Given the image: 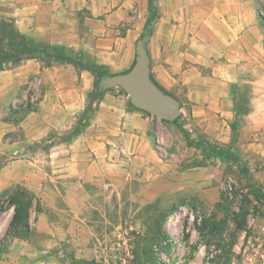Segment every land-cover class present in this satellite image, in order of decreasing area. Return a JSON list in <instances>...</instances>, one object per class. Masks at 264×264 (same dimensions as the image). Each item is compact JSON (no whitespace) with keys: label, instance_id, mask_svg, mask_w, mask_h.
Instances as JSON below:
<instances>
[{"label":"crops","instance_id":"0c3cea01","mask_svg":"<svg viewBox=\"0 0 264 264\" xmlns=\"http://www.w3.org/2000/svg\"><path fill=\"white\" fill-rule=\"evenodd\" d=\"M196 1L205 6L194 8V0H157L159 16L146 35L150 75L163 88L174 90L168 92L170 95H179L182 88L187 90L185 96L193 101L192 116L206 134L212 135L210 123L216 120L225 135L212 136L230 144L231 125L238 119L235 144L260 137L262 142L264 121L259 119L255 98L247 99L241 106L243 96L234 91L239 87V92H243L241 89L247 86L244 82L251 81L254 87L260 82L248 78L251 68L255 69L264 59L259 25L244 0H234L240 4L233 7L230 2L219 6L209 3L211 0ZM148 4L149 0H0V23L14 21L21 32L37 42L72 47L107 64L112 73H121L131 69L137 42L150 25ZM92 73L79 70L72 63L46 66L35 57L0 71L1 152L14 150L26 155L31 153L27 145L45 140L50 130L73 131L79 114L90 103L89 95L95 85ZM40 83L43 91L36 106L18 124L8 120L6 115L13 103L21 98L33 101ZM253 94L257 95L254 91ZM95 106L80 132L67 139L59 138L49 148V172L29 170L30 160L21 157L1 171L10 175L13 169H23L18 182L36 194L40 192L45 208L35 218L36 224H47L43 232L54 236L60 230L61 205L66 202L78 211L85 197L83 187L63 194L58 185L48 184L49 177L79 186L97 183L128 159L123 154L139 157L147 147L153 116L131 105L122 95L108 93ZM16 128H22L21 135L7 140L5 134ZM23 167L29 169L25 171ZM28 172L41 181L30 183L32 175L27 176ZM45 194H50V198Z\"/></svg>","mask_w":264,"mask_h":264},{"label":"rangeland","instance_id":"374dc122","mask_svg":"<svg viewBox=\"0 0 264 264\" xmlns=\"http://www.w3.org/2000/svg\"><path fill=\"white\" fill-rule=\"evenodd\" d=\"M244 1L248 3L255 23L259 25L264 42L263 0ZM211 2L219 6L225 3L229 5L230 2L232 7L236 3L240 4L234 0ZM204 6L194 0V8ZM152 24L142 33V37L148 35ZM135 63L136 60L132 67ZM92 74L91 79L96 84L89 95L93 111L96 103L108 93L122 95L137 107L122 86L102 85L103 79L119 73H112L109 69L108 74L102 77ZM248 78L259 79L258 86L254 87L251 81L244 82L247 86H243V92H239V87L234 91L243 96L241 106L247 99L251 101L255 98L259 119L264 121V59L255 69L251 68ZM151 79L159 87L160 84L152 76ZM162 90L165 93L174 92L166 88ZM41 91L42 83L36 87L33 101L27 98L16 100L6 115L7 119L18 124L30 108L36 106L35 102H39ZM186 92L182 88L179 95H174L181 100L182 113L177 123L144 110L154 117L146 149L139 153V157L133 153L123 154L128 159L123 160L119 168L111 170L101 181L86 182L79 186V183L65 180L58 182L54 177H49L48 184L58 185L63 194L71 189H84V203H80L83 205L78 211L67 206L66 202L61 205L63 210L58 217L60 230L58 235L56 233L57 237L43 232L47 224H36L35 218L45 208L40 192L36 194L34 190L36 208L31 214V232L15 238L6 234L13 209L1 207L2 192L15 185L28 187L18 182L23 169L19 172L13 169L10 175L1 171L11 165L16 157H21L30 160L27 163L31 168L23 167L25 171L44 169L49 172V148L59 138L67 139L73 131L63 130L59 133L52 129L45 140L28 144L31 153L22 156L14 153V150L3 153L0 149V264H234L239 259L238 251L245 237L252 231L254 224L264 217V201L256 200L248 192L246 180L235 165L217 158L205 160L200 149L188 145L180 130L182 124L195 139L202 134L219 145L228 142L212 136L225 135L216 120L210 123L212 135L202 131L203 128L192 116L193 101L185 96ZM82 123L85 124L84 121ZM21 129L9 130L5 138H18ZM260 138L245 141L247 143L238 141L234 143V149L248 164L256 183L264 188ZM30 175V183L41 181L39 176L28 172L27 176ZM45 195L47 199L50 198V194ZM46 210L50 211L48 208ZM49 213L53 215L52 211Z\"/></svg>","mask_w":264,"mask_h":264},{"label":"trees","instance_id":"16d2710c","mask_svg":"<svg viewBox=\"0 0 264 264\" xmlns=\"http://www.w3.org/2000/svg\"><path fill=\"white\" fill-rule=\"evenodd\" d=\"M148 10L149 24H152L159 16L157 0H149ZM32 57L41 59L46 66L72 63L79 68V70H90L99 77L107 75L109 71L107 65L84 52L76 51L72 47L61 44L37 42L21 32L14 21L2 20L0 23V71L10 68L11 65L19 64L25 58ZM159 87L163 89L160 85ZM89 102V106L79 117L75 129L70 136L77 134L88 124L93 112L91 100ZM180 118L181 116L174 122H179ZM82 121H84L85 124H83ZM231 127L233 131L232 142L225 145L216 144L202 134L195 139L183 124L180 125V130L188 145L200 149L205 160L217 158L222 162L235 165L240 175L246 180L248 192L253 195L256 200L264 201V188L256 183L250 173L248 164L234 149V142L239 132L238 119L232 123ZM35 201V193L21 185H15L2 192L1 207L4 209H13L12 218L6 233L7 235H11V238L27 235L31 232V214L33 208L36 206ZM35 210L37 212L38 208Z\"/></svg>","mask_w":264,"mask_h":264},{"label":"water","instance_id":"95a60500","mask_svg":"<svg viewBox=\"0 0 264 264\" xmlns=\"http://www.w3.org/2000/svg\"><path fill=\"white\" fill-rule=\"evenodd\" d=\"M148 40L149 36L138 40L136 63L128 72L107 77L103 79L102 85L122 86L135 106L161 119L174 122L182 113L180 101L165 93L151 79L150 58L146 47Z\"/></svg>","mask_w":264,"mask_h":264},{"label":"built area","instance_id":"2783aa9c","mask_svg":"<svg viewBox=\"0 0 264 264\" xmlns=\"http://www.w3.org/2000/svg\"><path fill=\"white\" fill-rule=\"evenodd\" d=\"M262 145L264 148V132ZM239 249V259L234 264H264V217L256 224L245 237Z\"/></svg>","mask_w":264,"mask_h":264}]
</instances>
